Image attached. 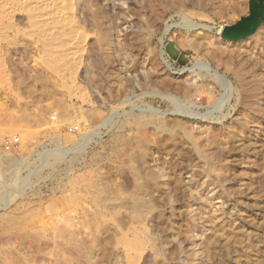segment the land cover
<instances>
[{
	"label": "rangeland",
	"instance_id": "obj_1",
	"mask_svg": "<svg viewBox=\"0 0 264 264\" xmlns=\"http://www.w3.org/2000/svg\"><path fill=\"white\" fill-rule=\"evenodd\" d=\"M51 1L0 0V264H264L249 0Z\"/></svg>",
	"mask_w": 264,
	"mask_h": 264
},
{
	"label": "water",
	"instance_id": "obj_2",
	"mask_svg": "<svg viewBox=\"0 0 264 264\" xmlns=\"http://www.w3.org/2000/svg\"><path fill=\"white\" fill-rule=\"evenodd\" d=\"M264 23V0H249V14L232 25H224L221 37L230 42L246 40Z\"/></svg>",
	"mask_w": 264,
	"mask_h": 264
},
{
	"label": "bare ground",
	"instance_id": "obj_3",
	"mask_svg": "<svg viewBox=\"0 0 264 264\" xmlns=\"http://www.w3.org/2000/svg\"><path fill=\"white\" fill-rule=\"evenodd\" d=\"M30 6L33 8H47L52 6V1L50 0H30ZM66 15V14H65ZM59 17V16H58ZM51 19V18H50ZM55 21V20H54ZM63 21V20H62ZM107 119V118H106ZM96 135V134H95ZM94 134L89 137H93ZM80 148V147H79ZM67 149V148H66ZM65 151V150H64Z\"/></svg>",
	"mask_w": 264,
	"mask_h": 264
}]
</instances>
